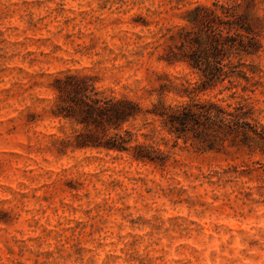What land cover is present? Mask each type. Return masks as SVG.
Returning a JSON list of instances; mask_svg holds the SVG:
<instances>
[{
  "label": "clouds",
  "instance_id": "obj_1",
  "mask_svg": "<svg viewBox=\"0 0 264 264\" xmlns=\"http://www.w3.org/2000/svg\"><path fill=\"white\" fill-rule=\"evenodd\" d=\"M0 264H264V0H0Z\"/></svg>",
  "mask_w": 264,
  "mask_h": 264
},
{
  "label": "trees",
  "instance_id": "obj_2",
  "mask_svg": "<svg viewBox=\"0 0 264 264\" xmlns=\"http://www.w3.org/2000/svg\"><path fill=\"white\" fill-rule=\"evenodd\" d=\"M63 87H65V88L71 87V88L75 89L77 87V85L73 81L69 80L66 85H63Z\"/></svg>",
  "mask_w": 264,
  "mask_h": 264
}]
</instances>
